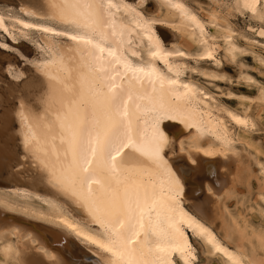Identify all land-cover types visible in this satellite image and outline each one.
Returning a JSON list of instances; mask_svg holds the SVG:
<instances>
[{"label":"bare ground","instance_id":"bare-ground-1","mask_svg":"<svg viewBox=\"0 0 264 264\" xmlns=\"http://www.w3.org/2000/svg\"><path fill=\"white\" fill-rule=\"evenodd\" d=\"M145 1L0 0V33L34 34L39 55L18 84L1 72L14 76L17 57L0 54L2 264H197V246L221 264H264V228L249 233L247 222L234 244L227 224L221 232L208 219H217L212 199L230 196L237 179L223 172L224 160L238 156V144L252 149L256 128L253 115L222 106L185 77L186 57L218 60L222 23L212 14V32L188 0H157L159 13L146 15ZM217 2L264 23V0ZM128 29L138 54L127 49ZM236 37L224 28L231 59L241 51ZM22 50L15 48L25 58ZM258 99L264 103L263 88ZM161 138L169 143L155 155ZM255 161L264 182V164ZM204 190L210 198L202 200Z\"/></svg>","mask_w":264,"mask_h":264},{"label":"rangeland","instance_id":"rangeland-1","mask_svg":"<svg viewBox=\"0 0 264 264\" xmlns=\"http://www.w3.org/2000/svg\"><path fill=\"white\" fill-rule=\"evenodd\" d=\"M188 1L197 12L204 16L203 19L206 20L207 26L211 29L215 26L211 17L214 13H217L219 25L222 23L225 26L221 24L217 32V36L221 35L218 40L220 45H217L219 50L218 60L200 59L199 57L196 58L194 54L186 57L185 62L186 65L188 64V69H186L185 77L202 85L201 87L218 99L222 106L229 107L232 110L247 111L255 117L256 128L249 137L253 148L249 150L244 145L238 144L237 158L234 156V158L231 157L232 159L224 160L226 164L223 167V172L230 170V177L235 176L237 178L233 183V193L228 197H222L219 201L212 199L213 203H210L209 206L210 209H213L211 213L218 215H215L217 219L214 217V220L208 217L210 222L216 224L215 226L221 232L223 225L227 224L235 234L231 241L236 244L238 243L237 238L241 235V229L245 227L247 222L252 224L251 226L248 225L247 231L249 233L264 228V217L258 214V209L264 208L259 197L261 193L264 194V182L255 161V159H258L264 164V103L258 99L261 89H264V23L252 20L247 14L243 15L235 10L230 12L228 9L225 10L224 7H218L219 2L217 0ZM0 4L3 3L0 2ZM159 6L157 0H146L140 8L146 15L152 16V14L159 13ZM157 24L160 25V23ZM228 25L235 30L236 42L241 47V51L234 59L225 55L223 51L222 34L224 28ZM15 32L16 34H13L14 38L9 36L8 33H0V54L6 53L11 54L12 57H17L18 61L15 60L14 62L17 72L14 76H9L5 73V67H1L3 69L1 72L6 76L5 81L20 84L34 69L35 61L33 58L39 55L35 51L36 36L34 34L30 33L28 36L19 31ZM170 32L181 39L177 31L171 30ZM212 32H215L214 29ZM127 33L129 34L127 49L132 54H138L139 50H135L137 38L131 30L128 29ZM171 41L170 39L166 40L167 43ZM19 46H25L28 49L27 52L21 51L25 58H22L15 51V48ZM248 77L252 79H248ZM174 156H178L177 150ZM231 160H234V163L230 162ZM223 189L218 184L213 187L216 194H220ZM202 192L199 195L200 199L210 198L205 190ZM195 201L194 198H188L190 205ZM218 207L220 209L216 211ZM220 210L221 214H218ZM235 220L240 221L241 225L237 227ZM197 249L199 256L197 264H221L216 257L205 254L199 246H197ZM0 264H2L1 261ZM44 264H50V262L44 261Z\"/></svg>","mask_w":264,"mask_h":264},{"label":"snow or ice","instance_id":"snow-or-ice-1","mask_svg":"<svg viewBox=\"0 0 264 264\" xmlns=\"http://www.w3.org/2000/svg\"><path fill=\"white\" fill-rule=\"evenodd\" d=\"M257 2H258V0H252L253 5H254L255 3H257ZM109 4H111V0H109ZM253 10H254V9H253ZM0 20H2V18H0ZM26 26H27V27H34V25H26ZM44 31H51V29H47V28H45ZM58 35H67V33H58ZM71 39H72V40H80V41H83L85 44L92 45L93 48L98 49V51H99L100 53H103V52H104V48L101 47L100 44H98V43H97V44H94L93 41H92L91 39H89V38H86V37H83V36L72 35V36H71ZM109 54L111 55L112 53L109 52ZM156 54H157V53H153V55H156ZM180 55H183V53H180ZM139 71H143V69H139ZM123 114H124V115H127V112L124 111ZM167 143H169V141H168L166 138H161V140L158 141V144H157V147H156V149H155V151H154V154H155V155H159V146H162L163 144H167ZM96 144H97V145L100 144L99 138H97V140H96ZM130 145H131V139L128 138V140H127L126 143H122V144L120 145L119 148L115 149V154H114V155H113V154H110V155H109V161H110V162H114V161L116 160V156H119V155H120L121 149L124 148V147H128V146H130ZM137 150H139V149H137ZM88 151H89V154H90L92 157H95V156H96V152H97V148H96V147H91ZM90 164H91V160H89V159H85V165L87 166V165H90ZM83 170L86 171L87 168L85 167ZM116 170H117V169H116V167H115V164L113 163V164H112V171H113V172H116ZM90 179H91V182H93V183H99V181H98V180H95L94 178H90ZM129 242H130V241H129ZM100 246H101V247H104L106 251L113 252L114 255H119V254H121V253H120V250L117 249V250L114 251L113 247H106L105 245H100Z\"/></svg>","mask_w":264,"mask_h":264}]
</instances>
